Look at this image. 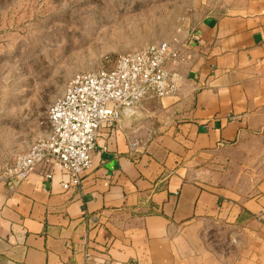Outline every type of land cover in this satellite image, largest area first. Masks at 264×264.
Listing matches in <instances>:
<instances>
[{"label":"crops","instance_id":"0c3cea01","mask_svg":"<svg viewBox=\"0 0 264 264\" xmlns=\"http://www.w3.org/2000/svg\"><path fill=\"white\" fill-rule=\"evenodd\" d=\"M192 27L178 96L102 127L80 188L0 181V264H264V0ZM209 226L231 244L181 247Z\"/></svg>","mask_w":264,"mask_h":264},{"label":"rangeland","instance_id":"374dc122","mask_svg":"<svg viewBox=\"0 0 264 264\" xmlns=\"http://www.w3.org/2000/svg\"><path fill=\"white\" fill-rule=\"evenodd\" d=\"M254 0H0V173L44 133L48 108L80 73L167 41ZM216 226L180 234L190 250L231 238Z\"/></svg>","mask_w":264,"mask_h":264},{"label":"built area","instance_id":"2783aa9c","mask_svg":"<svg viewBox=\"0 0 264 264\" xmlns=\"http://www.w3.org/2000/svg\"><path fill=\"white\" fill-rule=\"evenodd\" d=\"M191 40H195L194 27L177 30L167 41L118 55L110 69L73 76L47 110L48 133L4 166L0 181H25L37 169L46 168L47 180L57 171L70 178L69 184L61 185L64 190L80 188L82 175L92 168L102 127L122 130V115L145 99L178 96L182 77L167 67L179 61L181 49ZM129 146L134 151L138 142L129 141Z\"/></svg>","mask_w":264,"mask_h":264}]
</instances>
